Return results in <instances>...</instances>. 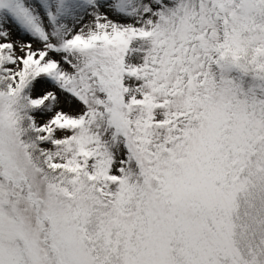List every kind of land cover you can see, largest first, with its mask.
Masks as SVG:
<instances>
[{"label": "snow or ice", "instance_id": "6c2138e0", "mask_svg": "<svg viewBox=\"0 0 264 264\" xmlns=\"http://www.w3.org/2000/svg\"><path fill=\"white\" fill-rule=\"evenodd\" d=\"M0 264H264V0H0Z\"/></svg>", "mask_w": 264, "mask_h": 264}]
</instances>
